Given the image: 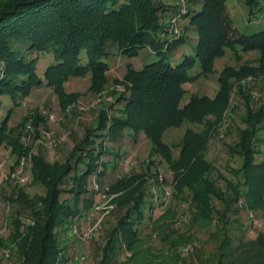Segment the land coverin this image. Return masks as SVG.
<instances>
[{
    "label": "trees",
    "instance_id": "trees-1",
    "mask_svg": "<svg viewBox=\"0 0 264 264\" xmlns=\"http://www.w3.org/2000/svg\"><path fill=\"white\" fill-rule=\"evenodd\" d=\"M243 1L250 15L264 13V0ZM191 2L194 7L202 4L201 9H190L182 17L197 33L196 45L189 47L193 54L185 51L189 39L170 32L165 24L166 15L175 9L160 0H0V99L10 98L16 103L18 97L28 96L34 88L43 86L36 68L39 58H30L28 54L54 55L55 64L45 72L49 85H59L69 75L85 76L91 72L92 88L96 91H102L106 83L109 45L130 57L139 56L144 49L158 56L140 71H128L126 90L119 99L123 104L122 116L109 118L102 113L98 128L88 129L86 139L64 165L53 166L41 156H34L32 174L45 188V195L32 198L19 189L12 199L32 216L28 225L19 219L13 222L23 264H59L63 260L65 250L60 247L58 229L68 227L80 215L79 203L89 193L91 177H102L107 170L102 160L107 151L103 146L96 148L94 137L104 141L127 129L136 134L146 133L153 153L165 160L174 173L176 194L189 191L192 196L195 225H207L216 215L226 222L227 210L243 196L262 200L264 162H257L256 157L261 155L260 145L264 144L259 137L264 131V107L255 109L250 98L244 96L245 128L240 131L239 142L230 148L243 159L241 169L233 171L236 176L242 175L243 181L229 183L234 195L230 202L217 186L213 173L218 171L206 154L224 114L231 109L234 88L238 86L244 95V82L251 77H264V29L253 33L235 30L228 11L229 0ZM228 49L239 61L250 52L258 53V58L239 67H226L219 76L220 89L214 99L193 95L184 103L185 86L214 74L216 59ZM211 115L213 121L207 119ZM185 122L203 125L204 130L189 129L175 159L165 135ZM3 143L19 150L18 141L8 132V120L0 123V146ZM146 175L131 176L112 187L114 192L122 193L118 200L130 205L138 216L146 205ZM64 193L71 194L73 203L63 199ZM213 199L225 205V215L214 207ZM133 211H128L112 231L100 264L108 263L118 238L124 237L130 243L136 234L130 222Z\"/></svg>",
    "mask_w": 264,
    "mask_h": 264
},
{
    "label": "rangeland",
    "instance_id": "rangeland-1",
    "mask_svg": "<svg viewBox=\"0 0 264 264\" xmlns=\"http://www.w3.org/2000/svg\"><path fill=\"white\" fill-rule=\"evenodd\" d=\"M160 1L175 9L164 19L169 25L170 18L179 10L174 0ZM227 6L235 30L253 33L264 29L263 12L250 15L243 0H229ZM195 7L201 9L202 4ZM195 7L187 0V12ZM173 33L189 39L185 51L193 54L190 48L197 43V33L189 21L181 19ZM108 52L109 70L105 73L102 91L92 88L91 72L85 76L69 75L59 85H49L45 72L55 64L54 55L28 54L30 58H39L36 68L43 86L34 88L28 96L18 97L16 103L10 98L0 99V123L8 120V132L19 146L17 151L7 143L0 146V264H23L17 251L13 222L19 219L28 225L32 216L29 210L12 201L17 191L23 189L32 198L46 193L32 174L34 156H41L53 166L64 165L86 139L88 129L98 128L102 113H107L109 118L122 116L123 104L119 99L126 90L128 71H140L158 58L148 49L142 50L139 56L130 57L115 45H109ZM257 58L258 53L250 52L243 54L239 61L228 49L224 56L216 59L214 74L202 76L185 86L184 103L193 95L214 99L220 89L219 76L226 67H239ZM243 84L244 95L238 86L234 88L231 109L224 114L206 154L218 171L213 177L228 202L234 197L229 183L243 181L242 175L239 177L233 172L241 169L243 159L230 148L239 142L240 131L245 128L244 96L250 98L249 103L255 109L264 107V77H251ZM207 119L213 121L214 117L211 115ZM189 129L202 131L204 126L185 122L165 135L175 159L180 155L183 138ZM259 137L264 139V131ZM106 138L103 141L94 137L96 148L99 150L103 146L107 151L102 157L107 164L106 173L102 177H91L89 193L79 203L80 215L68 227L58 229L60 247L65 250L59 264H100L104 260V248L112 231L128 211H133L130 205L121 203V198L118 200L122 193L114 192L112 187L131 176L146 174V205L139 216L133 211L130 221L136 234L130 243L124 237L118 238L107 264H264V192L262 200H257L256 196L239 198L226 215L225 205L213 199L214 207L225 215L226 222L223 219L221 222L216 215L207 225H195L192 196L189 191L176 194L174 173L165 160L153 153V144L146 133L136 134L127 129ZM260 148L262 153L256 157L257 162H264V144ZM63 199L71 203L74 200L68 193H64Z\"/></svg>",
    "mask_w": 264,
    "mask_h": 264
},
{
    "label": "built area",
    "instance_id": "built-area-1",
    "mask_svg": "<svg viewBox=\"0 0 264 264\" xmlns=\"http://www.w3.org/2000/svg\"><path fill=\"white\" fill-rule=\"evenodd\" d=\"M186 4L187 0H174V5L176 8H178V12L174 14L169 22V30L170 32H174V26L182 19V17L187 13L186 11Z\"/></svg>",
    "mask_w": 264,
    "mask_h": 264
}]
</instances>
